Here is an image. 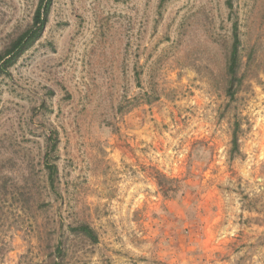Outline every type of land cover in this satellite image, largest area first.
<instances>
[{
  "label": "rangeland",
  "instance_id": "obj_1",
  "mask_svg": "<svg viewBox=\"0 0 264 264\" xmlns=\"http://www.w3.org/2000/svg\"><path fill=\"white\" fill-rule=\"evenodd\" d=\"M38 3L0 0V52ZM58 245L64 264H264V0H53L0 77V264Z\"/></svg>",
  "mask_w": 264,
  "mask_h": 264
},
{
  "label": "trees",
  "instance_id": "obj_2",
  "mask_svg": "<svg viewBox=\"0 0 264 264\" xmlns=\"http://www.w3.org/2000/svg\"><path fill=\"white\" fill-rule=\"evenodd\" d=\"M165 0H162V3ZM53 5V0H39L38 6L33 16L31 26L21 33L13 42L3 51L0 52V77L2 75L10 74L19 59L29 51L43 36L49 21V15ZM227 5L230 9L233 8V0H227ZM241 39L238 34L237 25L233 29V43L228 57L226 75L228 78V92H232L233 85L240 86L243 82V76L240 75L242 69V61L240 57ZM237 137L234 139V146L237 147ZM58 150V139L50 137L48 144V152L46 154L45 168L48 174V183L50 188L55 189L58 167L55 162L56 159H49L51 153L55 154ZM71 231L74 234L82 235L83 237L97 242V235L87 225H80L73 227ZM56 256L61 258V262L54 264H64L65 252L63 247L57 246Z\"/></svg>",
  "mask_w": 264,
  "mask_h": 264
}]
</instances>
